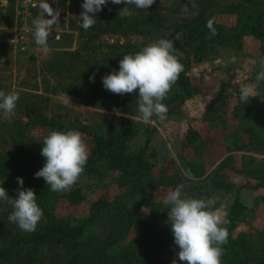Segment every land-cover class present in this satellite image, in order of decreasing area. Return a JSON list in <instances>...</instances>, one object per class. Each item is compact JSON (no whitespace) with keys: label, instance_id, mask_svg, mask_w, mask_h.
I'll use <instances>...</instances> for the list:
<instances>
[{"label":"rangeland","instance_id":"374dc122","mask_svg":"<svg viewBox=\"0 0 264 264\" xmlns=\"http://www.w3.org/2000/svg\"><path fill=\"white\" fill-rule=\"evenodd\" d=\"M43 1L60 12L46 52L35 43L33 36L32 21L38 17V10L24 13L18 0H0V90L19 94L11 120L0 111V167L8 162L6 154L15 149L9 140L13 130L39 140L48 134L47 127L20 124L27 122L22 100L38 102L48 115L60 114L67 122L87 124L105 134L116 127L121 117L130 118L137 127L129 143L131 150L139 149L146 129L155 126L149 144V170L141 178L142 187L149 188V180L155 184L151 206L143 203L139 184L120 188L116 183L117 169L105 160L85 170L70 191L57 192V200L48 203L47 207L51 209L52 206L63 219L82 220L90 216L83 234L85 255L79 264H172L179 249L174 244L167 222L168 209L162 201L168 191L180 184L185 185L184 194L190 197L218 196L217 206L219 203L225 205L226 219L238 191L246 209L232 229H228L229 223L223 227L234 238L243 232L256 234L264 223V186L257 189L251 186L258 181L259 170L264 168V82L258 89L261 97H253L245 104L239 98V84L255 82L256 75L264 71V52L259 51L258 44L248 38L243 39L241 50L211 44L199 61L178 50L174 44V54L190 63L187 72L190 86H199L200 90L178 107L171 101L170 91L163 101L168 108L166 119L153 116L150 123L145 124L133 101L110 109L85 104L84 83L77 71L106 66L111 44L142 49L158 39L173 38V34L184 29L188 18L200 13V3L197 0H160L156 12L162 17V29L154 34L103 35L100 37L103 46L96 55L80 67L78 65L77 70L65 72L58 66L51 69L50 57L54 52L78 49L77 19L82 7L70 6L68 0ZM237 2L241 0H213L203 15L232 25L236 16L228 9L230 4ZM244 6L252 9V5ZM173 87L178 92L184 90L180 84ZM102 91L112 94L103 85ZM66 94L74 106L64 105ZM83 137L90 151V137L84 134ZM235 145L242 148L230 150ZM44 164L45 158L41 155L24 165L32 169V174L23 179L24 188L32 182L45 183L43 178L34 176ZM189 171L194 179L185 175ZM75 190L79 191V196H71L70 192ZM100 199L106 204L92 209L93 203ZM7 208L11 209V204L0 201V244L6 241L7 233L25 232L9 222L4 215ZM25 255L23 249L6 264H20ZM68 263V255L61 245L43 248L38 254V264ZM250 264H256V260Z\"/></svg>","mask_w":264,"mask_h":264},{"label":"trees","instance_id":"16d2710c","mask_svg":"<svg viewBox=\"0 0 264 264\" xmlns=\"http://www.w3.org/2000/svg\"><path fill=\"white\" fill-rule=\"evenodd\" d=\"M70 6H81L83 0H68ZM160 0H155L154 4L148 9H137L134 5H126L130 14L120 15L119 12L125 7L123 3L113 4L111 0L103 6L102 10L96 13V23L88 30L81 27L80 18L77 19V35L79 46L77 50H63L54 52L50 57L49 67L55 69L56 66L64 69L65 72H71L78 69L81 63H87L89 57L96 55L103 44L100 37L103 35L128 36L131 34H154L163 28L162 17L156 12ZM200 3V13L188 18L184 29L179 33L180 39L174 41L178 50L188 55H192L195 60H201L208 52L211 44L221 46H233L236 49H243V39L248 38L252 43L259 46V51L264 52V0H241V2L230 4L229 13L236 16L232 25H226L216 20L208 19L203 14L213 0H197ZM252 5L246 8L244 4ZM75 8H71L74 10ZM176 34H173V37ZM111 53L107 59L106 66L91 70L79 69L77 75L83 81V101L85 104L110 109L127 101H133L138 109L137 96L138 90L134 94H107L102 91V77L113 70L119 69V61L125 54H135L141 48L137 46H124L114 43L109 45ZM184 66L175 84H180L184 90L178 92L174 87L171 89V101H175L178 107L193 94L200 90L199 86H190L187 72L190 63L179 59ZM80 64H77L79 63ZM94 76V82L90 77ZM27 122H20L24 126H43L48 128V133L52 130L68 131L77 130L90 137L92 146L89 151V159L85 170H91L100 160L107 161L110 166L117 169L118 176L116 183L120 188L134 186L139 184L142 187L141 178L146 176L149 170V144L155 131L146 129L143 145L137 150L129 148L130 140L136 135L137 127L133 120L121 117L120 122L110 133L105 134L100 130L93 129L87 124L70 123L63 120L60 114L48 115L43 111V107L38 102H28L22 100ZM141 115V114H140ZM43 139L31 138L19 134L17 131L10 133L9 140L15 145V149L6 154L8 162L0 167V186L4 187L10 199L16 197V189L19 187L17 177L28 178L32 174V169L24 166L31 162L37 156H41ZM242 146L235 145L230 150L241 149ZM44 158V157H43ZM258 181L251 186L257 189L264 186V168L259 170ZM149 188L142 187L141 191L144 197L145 205L153 204V192L155 184L153 180L147 182ZM27 188H32L37 195V203L43 209V218L33 232L12 231L5 235L6 241L0 244V264H6L14 259L15 255L25 250L26 255L20 264H38V254L43 248L61 245L68 255V264H79L85 255V246L83 234L86 225L90 221V216L86 219H63L47 207L49 202L56 201L57 192H52L46 183H30ZM71 196H79V191H71ZM106 202L98 200L93 203L92 209L103 207ZM246 206L240 201L238 191L230 205L227 221L228 229H232L236 220L245 211ZM13 209L7 208L5 216ZM141 226L139 229H141ZM118 233V232H116ZM116 235V234H115ZM253 236L255 238L253 239ZM117 239V238H116ZM223 255L221 264H250L255 259L256 264H264V223L256 234L247 232L240 233L237 238L229 235L228 241L223 246ZM126 250H128L126 248Z\"/></svg>","mask_w":264,"mask_h":264},{"label":"clouds","instance_id":"9594fccd","mask_svg":"<svg viewBox=\"0 0 264 264\" xmlns=\"http://www.w3.org/2000/svg\"><path fill=\"white\" fill-rule=\"evenodd\" d=\"M155 0H111L113 4L125 5L120 15L130 14L126 5H134L137 9H148ZM108 0H83L82 12L79 15L81 27L86 31L96 23V13L100 12ZM44 17L34 18V40L43 51L48 50V40L52 28L60 18V12L54 11L48 3H43ZM161 38L143 47L135 54H125L119 61V69L102 77L105 90L118 95L134 94L138 90V111L142 122L150 123L155 116L160 120L167 117L168 108L163 102L173 85L184 70L183 64L174 54V41ZM94 82V76L90 77ZM264 82V71L259 72L255 82L240 83V101L248 103L253 97L260 96L258 89ZM261 97V96H260ZM264 99V98H262ZM19 94L6 93L0 90V111L6 119L15 116ZM65 106H74L66 94ZM41 155L45 158L44 166L34 176L43 178L52 192L70 191L77 183L89 159V148L83 134L77 130L50 131L43 139ZM188 179H194L191 172H186ZM19 187L17 195L10 199L7 190L0 186V201L11 204L13 211L8 220L25 232L35 231L43 218V209L37 203V195L32 188H24V180L17 177ZM184 184L166 193L163 205L167 210V222L171 226L174 244L178 246L176 259L172 264H221L223 245L227 243L229 232L223 225L228 221L225 217V205L218 202V196L207 198L190 197L184 194Z\"/></svg>","mask_w":264,"mask_h":264},{"label":"built area","instance_id":"2783aa9c","mask_svg":"<svg viewBox=\"0 0 264 264\" xmlns=\"http://www.w3.org/2000/svg\"><path fill=\"white\" fill-rule=\"evenodd\" d=\"M19 6L21 7L22 12L27 13L33 9L38 10V17H43L45 11L42 7V4L45 3L43 0H18Z\"/></svg>","mask_w":264,"mask_h":264},{"label":"crops","instance_id":"0c3cea01","mask_svg":"<svg viewBox=\"0 0 264 264\" xmlns=\"http://www.w3.org/2000/svg\"><path fill=\"white\" fill-rule=\"evenodd\" d=\"M262 188V187H261Z\"/></svg>","mask_w":264,"mask_h":264}]
</instances>
